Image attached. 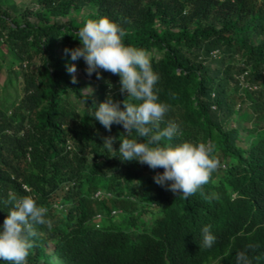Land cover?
I'll list each match as a JSON object with an SVG mask.
<instances>
[{
	"label": "trees",
	"instance_id": "1",
	"mask_svg": "<svg viewBox=\"0 0 264 264\" xmlns=\"http://www.w3.org/2000/svg\"><path fill=\"white\" fill-rule=\"evenodd\" d=\"M9 3L0 0V43L20 67L8 82L22 87L0 104V224L9 194L32 197L49 221L33 225L26 264H237V254L264 264V0H35L14 16ZM101 16L151 54L168 106L158 127L182 130L161 145H215L217 169L187 199L154 182L162 168L119 157L134 130L90 117L109 98L129 100L117 74L89 76L65 53ZM73 63L94 89L73 82Z\"/></svg>",
	"mask_w": 264,
	"mask_h": 264
},
{
	"label": "clouds",
	"instance_id": "2",
	"mask_svg": "<svg viewBox=\"0 0 264 264\" xmlns=\"http://www.w3.org/2000/svg\"><path fill=\"white\" fill-rule=\"evenodd\" d=\"M124 36L123 29L107 16L88 19L76 32L80 46L66 48L65 53L72 61L83 59L89 76L95 73L99 78L100 70L119 76L120 93H127L129 100H124L121 108L109 98L95 106L90 117L106 130L112 124L121 125L126 133L134 130L136 138L120 140L119 148L115 150L119 157L124 161L146 164L151 169L162 168V172L154 175V182L187 199L207 184L217 169V160L213 156L215 145L190 141L161 145L162 139L171 141L181 135V127L175 121H168L163 128L158 127L168 111V106L159 101L155 87L159 74L152 68L151 54L145 49L124 44ZM67 71L75 73L76 65H68ZM72 79L75 82V76ZM102 145L113 150L112 138H104ZM9 201L12 207L0 224V261L26 264L33 247V225L49 223L46 219L48 209L39 206L29 196L9 194ZM201 231V246L212 247L215 236L209 226H204ZM237 264L249 262L243 254H237Z\"/></svg>",
	"mask_w": 264,
	"mask_h": 264
},
{
	"label": "rangeland",
	"instance_id": "3",
	"mask_svg": "<svg viewBox=\"0 0 264 264\" xmlns=\"http://www.w3.org/2000/svg\"><path fill=\"white\" fill-rule=\"evenodd\" d=\"M9 8L12 13L11 16L19 14L20 11L27 7H34L35 0H9ZM73 17L79 19V15L73 13ZM60 21H66L65 17L58 18ZM20 67L17 65V59L12 51H9L3 41L0 43V104L6 100L9 102L13 99L12 96H20V90L22 87L21 79L17 78V81L9 83L8 80L11 77V71H17ZM72 76L80 78V80L91 83L87 80L81 73V71L76 70ZM15 82V83H14ZM92 85V86H91ZM94 84H89L90 88L94 89Z\"/></svg>",
	"mask_w": 264,
	"mask_h": 264
}]
</instances>
